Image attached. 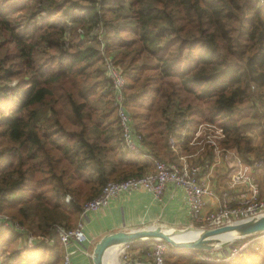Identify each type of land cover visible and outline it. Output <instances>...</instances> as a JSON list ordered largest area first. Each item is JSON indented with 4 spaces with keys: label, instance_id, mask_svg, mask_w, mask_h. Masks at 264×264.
I'll use <instances>...</instances> for the list:
<instances>
[{
    "label": "trees",
    "instance_id": "16d2710c",
    "mask_svg": "<svg viewBox=\"0 0 264 264\" xmlns=\"http://www.w3.org/2000/svg\"><path fill=\"white\" fill-rule=\"evenodd\" d=\"M93 31L125 75V104L134 129L149 145L157 137L158 153L163 151L161 159L155 154L158 160L169 154L170 136L180 137L199 123L217 127L221 148L234 149L247 160L254 152L247 131L262 129L260 0H0V157L15 153L12 171L0 169V206L12 221L53 242L50 248L41 242L30 250L46 255L35 264H62L54 226L70 228L82 204L110 181L99 180V189L86 198L74 192L81 191L75 183L87 179L79 172L90 162L101 165L100 147L87 129L96 133L95 128L112 119L121 141L111 83ZM41 119L52 123L47 131L54 126L61 133L54 146L61 155H50L53 139L47 133L43 177L32 186L39 204L27 205L7 195L21 190L24 179L32 176L23 170V129L35 128ZM19 235L0 228V241L8 244L1 264L21 261L27 250L15 247ZM190 264H264V236L226 261Z\"/></svg>",
    "mask_w": 264,
    "mask_h": 264
},
{
    "label": "crops",
    "instance_id": "0c3cea01",
    "mask_svg": "<svg viewBox=\"0 0 264 264\" xmlns=\"http://www.w3.org/2000/svg\"><path fill=\"white\" fill-rule=\"evenodd\" d=\"M96 104L98 107H101L100 103ZM262 111L264 113V107ZM263 116L264 114L261 115V118ZM263 122L264 118L261 119V124ZM51 124V122L41 119L35 128L27 126L23 129L22 152L23 158L27 160L23 165V170L27 168V174L32 173V176L24 179L21 190L8 194L7 199L16 200L22 198V201L27 205L39 204L34 197L32 186L36 180L39 181L43 177L40 169H44L45 167L43 163L45 161L43 143L45 142L44 144L46 145L45 139L47 133L53 139L52 150L48 146L50 155L53 158L60 157L61 155V152L54 147L56 143H60L61 133H56L54 126L47 131L46 125L51 126ZM66 124L69 130H75L72 128L71 123L67 122ZM88 124L90 125L91 122ZM92 128L90 127L86 132L91 140L95 138L96 144L100 147L96 151L100 152L98 156L101 165L99 166L100 170H98V165L90 162L86 165L84 171L79 172V174L87 178L86 182L78 180L75 183L76 185L79 184V190L81 191H75L74 189V192H79L81 198L95 194V191L100 187L99 180L108 178H110L109 180L113 178L118 179L130 176L131 174L142 175L153 170V160L157 159L156 155L159 154L157 149L159 144L155 135L149 140L152 143L156 142V144L149 145L142 138V141L138 145V151L133 153L122 149L120 142H118V128L115 122H112V119L108 124L106 121L100 127L95 128L96 133L91 130ZM183 132L181 131L180 137H169V154H165L162 160L175 162L180 166H201L203 168L206 165L205 169L203 168L199 172V175L203 173L207 175V180L216 196L206 199L202 211L204 214L213 212L220 206L221 200L218 198L223 191L228 193L231 206L239 205L246 196L250 195L251 186H256L259 198L264 199V172L253 166L252 163L255 161L254 152L248 156L247 160H243L238 157L234 149H228V157L225 158L223 152L219 150L215 151L212 147V142L219 146L222 139L221 131L217 127L208 124L199 123L197 125H190ZM30 134L34 136V140L29 139ZM247 134L251 136L254 151L260 149L264 152L263 131L253 129L248 130ZM56 138L57 140L55 141ZM4 143L5 146L10 145L8 134L5 135ZM32 153L33 158L30 160L29 157ZM11 154L12 152L6 151L0 157V169L4 168L5 171H12V166L10 165ZM14 154L12 155L14 156ZM160 154L158 155V159H161L163 156V151H160ZM28 161L33 162V169L28 167ZM238 170L242 172L241 179H235L234 177ZM187 220L189 221V206L186 196L180 188L169 185L160 199L153 198L145 191L123 193L113 198L106 207L77 215L75 222L71 226L80 223L84 229L85 239L82 241H71L67 247H63L62 245L63 254L65 249L72 251V264H91L90 254L92 249L99 238L105 233L152 225L183 227ZM55 240H58L57 237ZM153 242H138L128 244L127 247L124 246L125 260H120L118 263L113 261L114 252L112 251L109 262L110 264H151V262L146 260L144 254L146 250L153 247ZM39 244L43 243L41 241H34L32 247L27 250L24 236L19 235L15 247H24V249L30 251L32 248L39 246ZM7 245L4 240L0 241V256ZM43 246L50 248L53 246V242L43 244ZM169 252L177 253L173 250ZM38 260L26 258L24 251L21 254L20 264H34Z\"/></svg>",
    "mask_w": 264,
    "mask_h": 264
},
{
    "label": "built area",
    "instance_id": "2783aa9c",
    "mask_svg": "<svg viewBox=\"0 0 264 264\" xmlns=\"http://www.w3.org/2000/svg\"><path fill=\"white\" fill-rule=\"evenodd\" d=\"M79 33H82V31L79 30ZM99 51L103 59L104 74L110 80L113 91L115 115L119 126L121 147L123 150L136 153L138 151V145L142 141V135L134 129L133 120L125 104V75L121 67L114 63L111 56L105 54L102 49ZM262 131L264 133V122L262 123ZM212 147L215 151L219 150L223 152L225 158L228 157V149L220 148L214 142H212ZM252 164L255 168L264 172V154ZM204 167H206V165H204ZM203 168L201 166H180L175 162L154 159L153 170L150 172L140 176H132L106 182L96 196L86 200L82 204L80 214H86L106 207L113 198L123 193L145 191L153 198L160 199L169 185L180 188L183 191L189 206V221L192 225L197 227H218L254 215L263 214L264 200L259 198L256 186H251L250 195L246 196L237 206H231L228 193L224 191L221 192L218 198L221 200L220 206L215 211L204 214L202 211L206 199L208 197H215L216 195L207 180V175L205 173L199 175V172ZM234 177L235 179H241V170H238ZM0 228L22 234L27 248H31L34 241H41L44 242V244L51 243V241L32 234L24 226L12 221L1 211V206ZM54 233L63 247H67L71 241H82L85 239L84 229L80 223L72 228L55 225ZM259 237L261 236H258V238ZM241 241H238L239 244H236L234 247H228L227 256H223L222 253H219L218 255H220V258L224 257L223 259L219 257L215 259L217 261H226L238 255L250 244L249 242L240 243ZM153 243L152 264H164L163 257L168 250V245L160 241H154ZM127 246L128 245L125 247ZM71 254L72 251L65 249L62 256V264H72ZM197 257H199L198 260L203 263H210L215 260L200 253L197 254Z\"/></svg>",
    "mask_w": 264,
    "mask_h": 264
},
{
    "label": "water",
    "instance_id": "95a60500",
    "mask_svg": "<svg viewBox=\"0 0 264 264\" xmlns=\"http://www.w3.org/2000/svg\"><path fill=\"white\" fill-rule=\"evenodd\" d=\"M185 223L183 227L152 225L105 233L92 249L91 264H106L112 248L138 242L160 241L179 252L208 253L227 245L226 242H221L224 236H234L235 239L232 242L257 235L264 236V213L211 228L194 226L188 220Z\"/></svg>",
    "mask_w": 264,
    "mask_h": 264
},
{
    "label": "rangeland",
    "instance_id": "374dc122",
    "mask_svg": "<svg viewBox=\"0 0 264 264\" xmlns=\"http://www.w3.org/2000/svg\"><path fill=\"white\" fill-rule=\"evenodd\" d=\"M260 2L261 3H263L262 2V0H260ZM263 5H264V3H263ZM93 32H95V35H98V33L96 32V31H93ZM97 37H99V43H98V48H99V50L100 49H102L103 50V52L105 53V54H107L106 53V51H105V47H104V42H103V39L98 35ZM262 108L263 107H261V106H258V110H259V114H264L263 113V111H262ZM262 118H264V116L262 117ZM261 128H262V126H261ZM262 130V129H261ZM212 136V135H211ZM218 143V142H217ZM203 144V143H202ZM219 147H221L220 145H219ZM254 154H255V161H257L258 159H260L262 156H263V154H264V152H263V150H258V151H254ZM163 161H166V160H163ZM264 200V199H263ZM263 213H264V211H263ZM72 227H74V225L73 226H71L70 228H72ZM258 236H260V235H257V236H252L251 238H246V239H244V240H242L240 243H244V242H249V243H253V242H256V241H258L260 238H262V236L261 237H259L258 238ZM237 243L236 242H231L230 244H227L226 246H224V247H218V248H216V249H214L213 251H211V252H208V253H205V252H201L200 254H205V255H207L209 258H213V259H215V258H217V257H219L220 258V255H218L219 253H222V255L224 254V253H226L227 254V252H228V249L229 248H231V247H234L235 245H236ZM229 247V248H228ZM170 247H169V245H168V250L165 252V254H164V264H190V263H192V261H199L198 259H199V257H197V254L198 253H191V252H179V251H177V253H172V252H169L170 251V249H169ZM33 249V248H32ZM5 250V249H4ZM27 250H29L28 248H27ZM4 252V251H3ZM3 252H2V254H3ZM146 253L144 254L145 255V257H146V260L147 261H149V262H151V264L153 263V256H152V252H153V248H149L148 250H146L145 251ZM126 253H127V251H126ZM1 254V256H0V261H1V259L3 258V255ZM225 254V255H226ZM34 255V256H33ZM216 255H218V256H216ZM25 256H26V258H31V259H33V258H35V259H40V260H46V255L44 254V252H40V251H36V252H34V251H26L25 252ZM224 257H222V258H220V259H223ZM120 260H125V254H124V252L120 255ZM200 262V261H199ZM219 262H221V260H219V261H217L216 259L214 260V261H211L210 263H219ZM37 263V262H36ZM203 263V262H202ZM17 264H20V260H19V262H17ZM35 264V263H34Z\"/></svg>",
    "mask_w": 264,
    "mask_h": 264
},
{
    "label": "bare ground",
    "instance_id": "6f19581e",
    "mask_svg": "<svg viewBox=\"0 0 264 264\" xmlns=\"http://www.w3.org/2000/svg\"><path fill=\"white\" fill-rule=\"evenodd\" d=\"M234 236H224L221 238V242H226L227 244H230L233 240H234ZM112 251L114 252L113 254V261H115L116 263H118L120 261V255L123 253V247H117V248H112L109 252L108 255V259L106 261V264H110L109 260H110V256Z\"/></svg>",
    "mask_w": 264,
    "mask_h": 264
}]
</instances>
